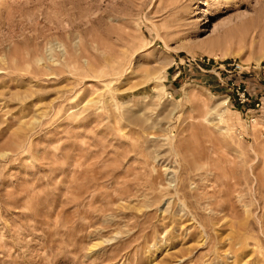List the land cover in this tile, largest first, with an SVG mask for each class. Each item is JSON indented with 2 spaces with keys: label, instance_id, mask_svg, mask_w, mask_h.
<instances>
[{
  "label": "rangeland",
  "instance_id": "obj_1",
  "mask_svg": "<svg viewBox=\"0 0 264 264\" xmlns=\"http://www.w3.org/2000/svg\"><path fill=\"white\" fill-rule=\"evenodd\" d=\"M0 264H264V0H0Z\"/></svg>",
  "mask_w": 264,
  "mask_h": 264
},
{
  "label": "built area",
  "instance_id": "obj_2",
  "mask_svg": "<svg viewBox=\"0 0 264 264\" xmlns=\"http://www.w3.org/2000/svg\"><path fill=\"white\" fill-rule=\"evenodd\" d=\"M239 66L240 65L235 64V67H238V71L241 68ZM238 89H240V90H238ZM236 91L238 92L237 100L242 101L244 98H247V96L245 95V88L243 86H240L238 83L236 86Z\"/></svg>",
  "mask_w": 264,
  "mask_h": 264
}]
</instances>
